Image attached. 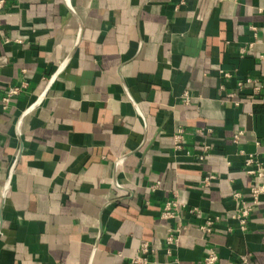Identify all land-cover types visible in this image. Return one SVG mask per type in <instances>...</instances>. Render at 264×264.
Here are the masks:
<instances>
[{"label": "crops", "instance_id": "crops-1", "mask_svg": "<svg viewBox=\"0 0 264 264\" xmlns=\"http://www.w3.org/2000/svg\"><path fill=\"white\" fill-rule=\"evenodd\" d=\"M21 82L0 108V264H135L142 240L152 264L210 245L264 264V193L246 230L229 217L264 183L243 164L264 162V0H0V100ZM174 192L201 214L161 217Z\"/></svg>", "mask_w": 264, "mask_h": 264}, {"label": "built area", "instance_id": "built-area-1", "mask_svg": "<svg viewBox=\"0 0 264 264\" xmlns=\"http://www.w3.org/2000/svg\"><path fill=\"white\" fill-rule=\"evenodd\" d=\"M252 29H256V25H251ZM244 49L241 50L243 53ZM223 76H228L229 72L221 69L220 70ZM247 82H253L254 80L250 77L245 79ZM238 85H242V81L237 82ZM25 86V82H21L19 85H11L9 86L5 93L2 95L0 100V108L5 109L10 100L17 95V93ZM255 90H259L261 88V84L254 85ZM232 95V93H229ZM191 96L188 92H183L180 97V100L183 102H189ZM237 103V101H235ZM185 129L182 126H179L174 132V146L180 147L181 142L184 137ZM242 130H236L234 132V140H237ZM258 143V141H256ZM210 145L205 144L203 146V151L196 154L198 159H203L205 155L208 153ZM243 164L246 166V171L249 174L255 176H263L264 175V162H260L256 160L253 155L250 153L244 160ZM212 177H215L214 173H207L204 175L203 179L206 181ZM158 185V181L155 184L151 185V189H155ZM251 200L247 201L242 198L241 193L239 191L233 192V197L238 201L237 207L229 213V217L235 221V226L241 230H246L249 226V223L254 214L255 206L259 200L260 194L264 193V183H253L250 187ZM187 213H192L194 215L201 214V210L198 207H190L186 204V202L177 198L176 193L168 198L163 205V208L160 212V216L163 218H173L175 216L185 215ZM262 221L264 223V211L261 215ZM222 214L221 213H213V214H205L203 221L199 224V228L202 232V235L205 236L206 233L210 232L214 224L221 221ZM182 227H185L183 224L180 226H176L175 228H169V231L166 235V243L167 244H177L180 238V231ZM229 230H232L233 227L229 224L227 227ZM152 248L150 246L149 241L142 240L139 244L138 252L131 256V262L135 264H152L153 259L151 258ZM218 260V251L214 245H210L206 248L205 254L202 258V264H217ZM237 264H254L250 258L249 253H242L239 255V262Z\"/></svg>", "mask_w": 264, "mask_h": 264}]
</instances>
